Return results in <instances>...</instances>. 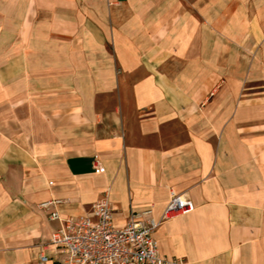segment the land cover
I'll list each match as a JSON object with an SVG mask.
<instances>
[{
	"label": "crops",
	"instance_id": "crops-1",
	"mask_svg": "<svg viewBox=\"0 0 264 264\" xmlns=\"http://www.w3.org/2000/svg\"><path fill=\"white\" fill-rule=\"evenodd\" d=\"M172 191L162 255L264 264V0H0V264L63 263L52 210Z\"/></svg>",
	"mask_w": 264,
	"mask_h": 264
},
{
	"label": "built area",
	"instance_id": "built-area-1",
	"mask_svg": "<svg viewBox=\"0 0 264 264\" xmlns=\"http://www.w3.org/2000/svg\"><path fill=\"white\" fill-rule=\"evenodd\" d=\"M50 204L47 200L40 206L48 208ZM194 208L192 198L172 191L160 218L152 215V208L133 210L124 224L117 225L111 200L104 196L92 203L91 213L64 216L52 210L51 217L59 218L61 224L41 247L52 243L64 254L63 263L54 264H181L183 257L168 258L159 252L155 230L163 221ZM47 260L42 249L40 264Z\"/></svg>",
	"mask_w": 264,
	"mask_h": 264
}]
</instances>
